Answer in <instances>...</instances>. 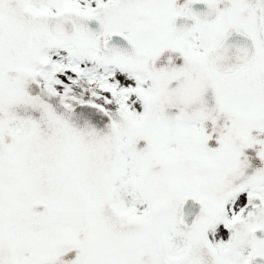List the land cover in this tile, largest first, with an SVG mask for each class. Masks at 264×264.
Masks as SVG:
<instances>
[{"label":"snow or ice","instance_id":"obj_1","mask_svg":"<svg viewBox=\"0 0 264 264\" xmlns=\"http://www.w3.org/2000/svg\"><path fill=\"white\" fill-rule=\"evenodd\" d=\"M0 264H264V0H0Z\"/></svg>","mask_w":264,"mask_h":264}]
</instances>
